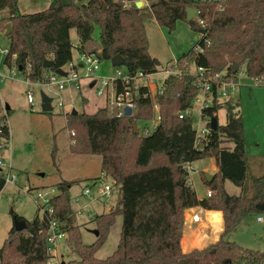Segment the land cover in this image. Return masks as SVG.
Returning <instances> with one entry per match:
<instances>
[{"label":"trees","instance_id":"obj_1","mask_svg":"<svg viewBox=\"0 0 264 264\" xmlns=\"http://www.w3.org/2000/svg\"><path fill=\"white\" fill-rule=\"evenodd\" d=\"M137 1L51 0L41 11L21 13L18 0H0V11H7L0 17V31L4 32L9 22L12 25L4 63L15 64L19 75L43 83L47 70L63 67L74 58V49L88 51L96 24L100 26L101 48L95 51L102 60L120 54L131 75L158 71L149 52L148 18L169 31L178 20H186L201 34L199 42L170 66L174 73L165 77L158 94L160 120L153 132L133 130L137 120L154 117L153 100L145 96V85L138 87L140 96L135 95L133 115L111 116L106 107L94 113L67 114V126L74 132L72 152L101 155V171L115 181L119 192L117 203L94 218L97 240L83 242L68 195L69 187L79 181L64 179L51 199L52 214L46 211L43 218L33 221L18 216L28 226L23 231L14 226L10 229L0 247V264H46L51 219L67 233L68 247L77 255L64 264H264V252L225 238L244 217L264 213V190L259 179L251 195L230 194L225 188L226 180L240 187L245 184L249 156L241 114L232 110L229 101H220L216 93L218 84L236 83L241 72L264 81V0H146L149 5L145 7H137ZM189 7L197 12L190 20ZM71 29L76 30L77 45L72 42ZM46 59L54 61L52 68L43 67ZM200 67L204 69L202 77L196 73ZM205 78H211L214 96L212 103L201 109L208 132L199 136L191 112L180 115L193 107L199 82ZM116 81L117 90H124L121 81ZM225 106L227 120L220 124L217 111ZM213 119L216 128L211 127ZM1 137H9V126H0ZM211 157L216 158L219 170L211 181L203 175L212 193L200 198L188 182L187 165ZM193 206L221 210L224 231L215 243L184 252V211ZM118 214L123 217L119 243L110 256L100 259L96 251Z\"/></svg>","mask_w":264,"mask_h":264},{"label":"rangeland","instance_id":"obj_2","mask_svg":"<svg viewBox=\"0 0 264 264\" xmlns=\"http://www.w3.org/2000/svg\"><path fill=\"white\" fill-rule=\"evenodd\" d=\"M148 5L149 2L146 1L141 7ZM33 6V1L30 0H19L18 2L20 11H27ZM5 13H7L6 10L0 11V17ZM145 25L149 40V52L155 60L160 62L157 67L161 72L168 69L174 60L184 52L194 47L201 38V34L193 31L186 20H178L171 31L158 24L153 18H148ZM70 34L72 40L77 42L76 30L71 29ZM9 46L10 40L4 35V32L0 31V47L8 49ZM100 48V26L96 24L92 41L88 43V50L95 51ZM77 54V49H74L75 57ZM3 59L4 56L0 54V71L3 73V77L0 79V101L9 105L11 110L7 115L9 137L3 139L2 142L5 146L4 157L12 163L18 173V179L15 183L7 184L0 192V247L14 225L15 215L22 216L28 221H33L37 217L43 218L44 202L36 199V191L38 189L46 191L52 187L58 189L60 182L64 179L79 181L69 187L68 195L72 208L76 210L80 207L82 210V215L76 216L82 240L86 244H91L97 240V235L93 232L97 229L94 221L95 216L107 212L111 206H114L119 200V192L118 189L115 190L106 199H93L82 194L83 188L87 184V180L84 178L99 174L101 171V155L72 152L71 131L67 126L65 113L71 112L74 108L79 112L93 113L98 106H103L106 101H104V97L97 95L95 89L87 86L86 82L84 85L82 84V91L87 97V101L82 98L80 90L70 91L68 88L59 90L57 85L47 83L48 79H45L43 84H37L26 76L12 74ZM120 67L125 69L124 65ZM115 70L116 68L110 60L103 59L100 71L97 73V76L100 77L99 81L104 77L113 76ZM50 72L51 70H47L46 74ZM165 76H167L165 72L153 74L151 76L152 84L154 86L158 84L155 87H159L162 84L161 79ZM226 88L228 95L223 96L219 93L218 98L222 102L229 101L233 106L232 110L239 112L242 116L249 163L246 181L242 187L235 185L230 180L226 181L225 186L230 194L247 196L254 193L258 179L264 190V81H258L245 72H241L238 81ZM27 89L33 91V103L28 101ZM42 91L52 98L53 109L50 112H44L41 108ZM200 97L202 96L200 95ZM59 101L63 102L64 107L58 104ZM201 107L202 103L195 101L190 111L193 127L198 134H202L203 130L207 128V119L202 118ZM226 120L227 111L225 108L219 109V123L225 124ZM154 123V118L136 121L139 128H146L150 132L154 131ZM205 161L197 160L194 162V166L198 168ZM201 173L203 175V171ZM111 179V177L108 178L109 181ZM27 185L33 188L31 192L25 191ZM96 190L97 187H91L93 193ZM197 190L204 192V188ZM187 215L188 222H190L192 219L191 210H188ZM258 215L262 216V221L257 220ZM122 221V215L118 214L107 239L96 251L98 258H107L116 250ZM192 233H194L193 230ZM225 238L244 248L264 252V213L244 217L241 223ZM52 255L50 258L52 264L77 258V255L68 247L65 237L58 239L55 249L52 250Z\"/></svg>","mask_w":264,"mask_h":264},{"label":"built area","instance_id":"obj_3","mask_svg":"<svg viewBox=\"0 0 264 264\" xmlns=\"http://www.w3.org/2000/svg\"><path fill=\"white\" fill-rule=\"evenodd\" d=\"M197 13V12H196ZM196 15V14H195ZM200 23H203L202 20H199ZM0 54L4 56V59L6 55L8 54V49H3L0 47ZM15 58V55L13 56ZM3 59V62H4ZM102 59L99 56V51H86V52H79L78 53V58H73L68 64L65 66H68L69 68L66 69L65 66L62 68L67 71L66 76H62L57 74L54 70L51 71L49 74H46L44 76V80L48 79L49 82L54 85H57L59 90H63L68 88L69 90H82L83 85L86 82V85L89 86L90 88L92 87L95 89V92L97 95H100L105 98L106 104L105 107L108 109V112L111 116L115 117H122V116H127L125 114V108L126 107H131L132 109V114L135 113V110L137 109V103L135 101V95L137 94V97L140 96L138 92V87L139 85H145L147 87V92L145 93V96L149 95V97L153 100V108H154V129L159 123L160 120V105L158 102V94L162 92V85L164 82V79L162 80V84H160L159 87H155L151 82V76L153 74L157 73H166L169 75L170 73H174L173 70L170 69H165V71H157V72H152V73H145L142 71H138L135 74H129L126 72L125 69H122L120 66H116L115 74L111 77H104L99 81V76H97V73L100 71V65H101ZM10 72L12 74H18V67L13 64L9 66ZM204 69L203 67H200L196 73L200 75V77L203 76ZM3 77V73L0 71V79ZM12 77V76H11ZM166 77V76H165ZM121 81V83L124 85V90L118 91L117 90V81ZM211 78H205L203 81L199 82L200 86V92L195 101H200L202 103V107H207L212 103V98L214 96L212 90H211ZM86 80V81H85ZM154 80V79H153ZM262 81L261 79H258V81ZM34 81V80H33ZM156 82V80H154ZM37 84H43L42 81H34ZM45 83V82H44ZM101 83V84H100ZM157 83V82H156ZM232 83H235L233 81L231 82H223L217 85L216 87V93L217 97L218 94L221 93L223 96L228 95V90L227 86L232 85ZM83 84V85H82ZM30 85V83H29ZM132 87L135 88V90H131ZM27 97L28 101L30 103H33V91L30 89H27ZM200 95L202 97H200ZM58 104L60 106L64 107V104L62 101H59ZM191 111V108L184 111L180 117L183 115L188 114ZM7 115H8V109L7 105L2 103L0 101V118H1V127H6L8 125V120H7ZM139 131H142L144 134L149 133L150 131L146 128H139ZM208 132V129L206 128L203 130L202 134H198L199 136H203ZM71 135L74 134V132H70ZM7 137H1L0 138V192L1 190L9 183H15L17 182L18 179V173L14 169L13 165L11 162H9L5 157H4V143L2 142L3 139ZM74 142V140H71ZM187 170H188V182L193 185V179H192V173H193V168L190 164L187 165ZM110 176L104 172H101L100 176L97 178H93L89 181H87L86 186L83 188L82 194L89 196L93 199H106L109 196L112 195V193L117 190V186L115 184V181L111 179V181L108 180ZM97 187V190L93 193L91 191V187ZM21 188V187H19ZM33 188L30 185H27L25 187V191L31 192ZM58 189L52 187L50 190H42L38 189L36 191V199L37 200H42L44 202V213L47 211L48 214H52L54 211V207L51 204V199L58 193ZM212 193L211 190L208 191V196H210ZM42 207V206H41ZM75 215H82V210L79 207L78 209L74 210ZM195 220L198 219L197 215L194 217ZM258 221H262L263 218L262 216H257ZM26 235H32L30 232H26ZM67 237V233L63 231L56 219H51L48 225V235H47V242L49 244L48 252L50 254V257L47 261L46 264H52L50 258L53 256L52 255V250L55 249L56 244L58 239ZM60 264V263H59Z\"/></svg>","mask_w":264,"mask_h":264},{"label":"crops","instance_id":"obj_4","mask_svg":"<svg viewBox=\"0 0 264 264\" xmlns=\"http://www.w3.org/2000/svg\"><path fill=\"white\" fill-rule=\"evenodd\" d=\"M30 1H33L34 6L27 11L19 10L21 13H31V12L41 11L47 8L51 3V0H30ZM144 2H146V0H142V4H144ZM72 42L75 45L78 44V41L74 42L72 40ZM74 58L75 59L78 58V54L76 57L74 55ZM81 94H82V98H85V101H87V97L84 95L82 90H81ZM104 101H106L105 98H104ZM105 103L103 106H98V108L94 112H96L99 108L105 107ZM224 108L225 110L227 109L226 106ZM68 113L70 112L67 111L65 115L67 116ZM217 116H218V111H217ZM225 144L233 147L232 143H225ZM203 160H206V161L198 168L194 166V162L190 164L193 168V173H192V179L194 182L193 186L197 192L198 197L200 198L203 196H206L208 194V191L210 190L203 175L205 173L215 174L219 170L215 157L206 158ZM202 171L204 173L203 175L201 173ZM101 172L102 171H100V173ZM100 173L96 175L86 176L84 179H91V178L98 177ZM226 181H225V184H226ZM200 188H204V192H200L197 190ZM188 210H191V215H192V219L190 222H188V215H187ZM184 215H185V223H184L183 236L181 240V245H182V249L184 252H190L195 248H204L208 246L209 244L215 243L216 241L220 239L221 234L224 231V224H225L224 215L221 210L205 209L202 206H193V207L186 208L184 211ZM196 215L198 217L197 220H195L194 218ZM192 230L194 233H192Z\"/></svg>","mask_w":264,"mask_h":264},{"label":"water","instance_id":"obj_5","mask_svg":"<svg viewBox=\"0 0 264 264\" xmlns=\"http://www.w3.org/2000/svg\"><path fill=\"white\" fill-rule=\"evenodd\" d=\"M142 5V0H138L136 2V6L137 7H141ZM187 18L188 20L192 19V17L195 16L196 14V8L194 7H189L187 8ZM12 32V25L11 23H7L6 26H5V31H4V35L5 36H9ZM111 63L114 67L116 66H122V65H125V59L120 55V54H116L114 55L112 58H111ZM155 63L156 65H158L160 62L158 60H155ZM54 66V61L52 59H46L44 62H43V67L44 68H52ZM57 74L59 75H62V76H66L67 75V71L64 70L62 67H59V68H55L54 70ZM41 108L44 112H50L53 107H52V98L47 95L45 92H41ZM7 109H10V106L7 105ZM71 113L73 114H77L78 111L74 108ZM125 114L127 116H130L132 114V109L131 107H126L125 108ZM217 126V121L216 119H213L212 122H211V127L212 128H216ZM133 130L138 132L139 131V127L138 125L135 123H133ZM205 178L208 180V181H211L213 179V174L211 173H205ZM59 189H60V186H59ZM14 228L18 231H23L27 228V222L25 221V219L23 218H20L18 217L17 215L14 216ZM93 232L95 233V235H98L99 234V231L98 229H95L93 230ZM65 261H63L62 264H64Z\"/></svg>","mask_w":264,"mask_h":264}]
</instances>
